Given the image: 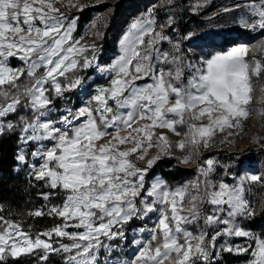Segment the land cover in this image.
Listing matches in <instances>:
<instances>
[{
    "label": "snow or ice",
    "instance_id": "1",
    "mask_svg": "<svg viewBox=\"0 0 264 264\" xmlns=\"http://www.w3.org/2000/svg\"><path fill=\"white\" fill-rule=\"evenodd\" d=\"M62 7L86 5L0 0V137H16L14 170L26 168L42 185L44 203L26 215L57 221L33 233L26 221L0 214V264L22 257L48 264L54 255L61 264H220L225 252L264 264V232L244 223L256 215L251 185H264V174L225 178L232 169L223 165L221 177L219 159L198 154L217 134L227 141L250 116L264 57L245 44L190 57L165 33L173 17L157 25L149 7L120 38L119 56L102 64L96 40L104 37L106 14L76 36L79 16ZM223 11L239 13L238 27L264 31V0ZM85 35L91 44L81 43ZM73 93L88 99L74 104ZM165 157L183 164L195 158L197 178L172 185L156 176ZM232 237L252 242L220 243Z\"/></svg>",
    "mask_w": 264,
    "mask_h": 264
},
{
    "label": "rangeland",
    "instance_id": "2",
    "mask_svg": "<svg viewBox=\"0 0 264 264\" xmlns=\"http://www.w3.org/2000/svg\"><path fill=\"white\" fill-rule=\"evenodd\" d=\"M121 0H103L102 3H98L97 0H79L81 5L87 6H100V10L94 11L91 15L89 21L83 22L81 25L80 16L77 8L75 7H62V11L70 16H79L77 31L75 33L76 36H80L89 31L88 25L98 14H106V20L103 21L101 26V31L104 29V25H106L108 17L110 16L112 10H114L115 6H117L118 2ZM154 3L146 6L145 8L140 9L135 13L134 16L129 17L127 19V23H125L118 34V37L115 41L116 50L111 54H105L100 57V62L102 64H109L115 58H117L120 54V45L119 40L124 34V32L128 29V26L131 22L144 14L149 7L155 9V18L157 21V25L160 23H166L169 17L177 18L178 21L183 17V21H185V14L187 16L192 15L195 18H198L199 23H192V26H189L188 32L184 35L183 39L180 38L179 33L176 28L167 27L165 28V33L168 35L172 41L175 43L180 41L181 48L188 51L190 57H206L210 54L226 51L233 47L234 43H241L245 45H250L253 48V52L255 55L260 58L264 57V51H261V46H264V31L259 29H245L243 27H238L236 24V18L239 15L238 12H224L223 9L226 7H231L240 0H151ZM57 7H61V5H57ZM85 7V8H86ZM190 38H185L189 37ZM209 36L206 39L200 38L201 36ZM223 38L226 41L223 43ZM94 40V37L91 35H85L84 39L81 41L83 44H91ZM97 42V40H96ZM238 45V44H237ZM163 47L165 49L171 48V45L168 43H164ZM100 52V50H99ZM100 55V54H99ZM13 64H16V61H13ZM91 79H96L97 74L91 73ZM91 83V80L89 81ZM97 83H104V80H98ZM96 85H92L94 88ZM252 101L251 108L252 111L250 116L245 120L240 129H233V135L227 137V142L221 143L220 141L224 139V134H217L214 138V141L211 143V147L209 148H201L199 150V156L201 159H206L209 156H215L219 159L221 163V168L218 169V172L221 177H225L226 170L223 168V165H229L232 169L231 172L227 174V177L230 178L235 173H249V174H264L263 169L257 163L254 164H246L245 162L237 167L236 156H232L234 152L241 151L247 145L255 144L253 138H261L264 137V103L261 102V98L264 97V75L259 77V79L253 80V92H252ZM88 97L83 96L82 93L78 95L73 93L71 95V100L74 104H78L80 101H86ZM126 133H121L124 135ZM171 139L175 140L177 137L172 135ZM127 147H131V145H127ZM195 151V150H193ZM152 154L155 153V150H151ZM175 155L179 156L182 153L179 150H175ZM169 158V157H165ZM173 160V163L179 167H189L192 168V174L190 178L181 182H187L195 180L198 176L197 172V161L194 158L191 162L187 164H183L178 162L175 158H169ZM141 167H144V163L140 164ZM27 170V169H26ZM156 176H162L157 173ZM230 182V180H229ZM178 183V184H181ZM175 184V185H178ZM263 187V188H262ZM255 190L261 192L260 194V202L264 204V185L259 183L255 184ZM252 196V191H251ZM251 198V197H250ZM253 206L256 204V200L251 198ZM250 230V229H249ZM256 234V233H255ZM130 235H134V233H130ZM67 242V241H66ZM230 243L232 245H241L245 243H251V240H246V238L241 237H232L225 238V240L220 241V243ZM124 252H129L128 248H124ZM244 256L245 254H239ZM246 259L244 264H247L249 256L246 254Z\"/></svg>",
    "mask_w": 264,
    "mask_h": 264
},
{
    "label": "trees",
    "instance_id": "3",
    "mask_svg": "<svg viewBox=\"0 0 264 264\" xmlns=\"http://www.w3.org/2000/svg\"><path fill=\"white\" fill-rule=\"evenodd\" d=\"M154 3L151 0H121L112 10L108 17L106 27L102 30L104 37L101 40H97L99 46V58L105 54H111L115 52V41L121 30V27L127 23V19L135 15L137 11L146 6ZM100 10V6H87L83 11L79 12L80 25L83 22L89 21L94 11ZM185 21L183 17L178 21L174 18L175 23L173 27L176 28L183 39L184 35L188 32L189 26L194 23H199L198 18L192 15L187 16L184 13ZM193 23V24H192ZM209 36H201L200 38L206 39ZM223 43L226 41L222 39ZM87 74V73H86ZM91 74V73H90ZM16 150V137L5 136L0 137V204L3 205V212L0 213L5 218L21 219L26 221L24 227L27 229L29 225L32 226V232L36 233L41 230H45L53 226L57 221L50 219L49 217L41 218H29L26 214L44 203L37 193L42 190V185L31 181L27 175V170L22 169L15 171L14 154ZM236 156L237 167L246 164L257 163L262 167L264 172V143H255L252 146L247 145L241 151L230 154ZM154 174H161L162 177L168 180L172 185L181 183L190 178L193 169L189 167H179L173 163L172 159L163 158L157 162L154 166ZM35 184V186H33ZM263 188V187H262ZM255 184L251 185L252 196L251 198L256 200L254 207L256 215L252 220H245L244 223L250 225V230L259 235L264 232V204L260 202V193L255 190ZM58 201H53L57 203ZM246 254L241 256L236 253H222L219 258L220 264H244L246 262ZM11 264V262H9ZM17 264H37L36 259L33 257H22L17 261ZM48 264H61V258L57 255L52 256Z\"/></svg>",
    "mask_w": 264,
    "mask_h": 264
},
{
    "label": "bare ground",
    "instance_id": "4",
    "mask_svg": "<svg viewBox=\"0 0 264 264\" xmlns=\"http://www.w3.org/2000/svg\"><path fill=\"white\" fill-rule=\"evenodd\" d=\"M237 44L239 45V44H241V43H237ZM237 44H235V43H234V45H233V46H238Z\"/></svg>",
    "mask_w": 264,
    "mask_h": 264
}]
</instances>
